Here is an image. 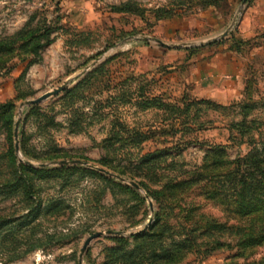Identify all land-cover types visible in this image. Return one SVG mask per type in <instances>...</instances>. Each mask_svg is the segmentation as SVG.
I'll return each instance as SVG.
<instances>
[{
    "label": "rangeland",
    "instance_id": "1",
    "mask_svg": "<svg viewBox=\"0 0 264 264\" xmlns=\"http://www.w3.org/2000/svg\"><path fill=\"white\" fill-rule=\"evenodd\" d=\"M251 154L264 0H0V264H264Z\"/></svg>",
    "mask_w": 264,
    "mask_h": 264
},
{
    "label": "trees",
    "instance_id": "2",
    "mask_svg": "<svg viewBox=\"0 0 264 264\" xmlns=\"http://www.w3.org/2000/svg\"><path fill=\"white\" fill-rule=\"evenodd\" d=\"M242 163L245 165V168L241 171L240 179H238L240 195L245 199L247 196H258L264 191V155L251 154L245 157ZM240 166L241 163L237 168H234V172L236 170L239 172ZM18 167L22 169L23 166ZM20 175L24 192L28 196H33L35 194L34 178L26 175L25 172H22ZM141 234H144V232Z\"/></svg>",
    "mask_w": 264,
    "mask_h": 264
},
{
    "label": "water",
    "instance_id": "3",
    "mask_svg": "<svg viewBox=\"0 0 264 264\" xmlns=\"http://www.w3.org/2000/svg\"><path fill=\"white\" fill-rule=\"evenodd\" d=\"M228 33H229V31H225L223 34H224V35H227ZM144 39H145V40H148V41H150V42L156 43V44H158V45H160V46H165V47H169V46H171V45H169V44H167V43L163 42L162 40H160V39H158V38H155V37H144ZM56 93H57V91H55V92H48V93L43 94L42 96H40V97H38V98L28 100L27 102H25V103H23V104L21 105V108H23L25 105H33V104L39 103V102H41V101H43V100L49 98L50 96H52V95H54V94H56ZM19 123H20V121L18 120L17 123H16V127H15V140H16V144H15V146H16V150H17V151L20 150V145H19V141H18V136H19ZM74 162H75V163H80V161H74ZM63 163H66V162L64 161ZM97 169H98L99 171L104 172V173H107V174H109V175H111V176H116L115 174H113L112 172H110V171H108V170H106V169H104V168L97 167ZM123 180H124V179H123ZM132 184L135 186V188H137V189H139V190H141V191H144V190L142 189V187H141L138 183H136V182H132ZM148 226H149V223H148L143 229H146ZM143 229H142V230H143ZM119 233H120V232H118V234H119ZM101 235H103V232H96V233L92 234L91 236H89V237L86 239V241H85V243H84V245H83V248H82V250H81L80 257L83 256V253H84L85 250L87 249L89 243H90L93 239H95V238H97V237H100Z\"/></svg>",
    "mask_w": 264,
    "mask_h": 264
}]
</instances>
